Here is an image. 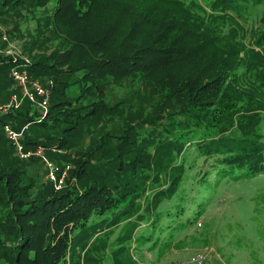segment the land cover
Listing matches in <instances>:
<instances>
[{
    "label": "trees",
    "instance_id": "1",
    "mask_svg": "<svg viewBox=\"0 0 264 264\" xmlns=\"http://www.w3.org/2000/svg\"><path fill=\"white\" fill-rule=\"evenodd\" d=\"M39 12L29 38L42 52L26 69L51 94L44 118L26 100L0 114V264H91L120 225L113 263L135 264L133 243L159 255L195 226L189 180L206 189L264 174V0L0 1V18ZM22 63L0 55V72ZM16 91L1 82L0 103ZM107 120L94 142L91 126ZM6 125L26 126L25 149L72 151L74 182L27 176L38 161L11 157ZM97 167L106 172L90 180Z\"/></svg>",
    "mask_w": 264,
    "mask_h": 264
},
{
    "label": "rangeland",
    "instance_id": "2",
    "mask_svg": "<svg viewBox=\"0 0 264 264\" xmlns=\"http://www.w3.org/2000/svg\"><path fill=\"white\" fill-rule=\"evenodd\" d=\"M197 1L205 5L208 0ZM11 15L10 18H0V55L30 62L32 56L42 52L32 48L29 38V36L36 37L42 30V28L36 26L37 20L42 18V13L35 14V17H31L27 13ZM251 20L253 21V19ZM252 21L244 22L247 30L245 33L246 42L249 39L248 30H250L255 20ZM14 26L15 28H13ZM2 36L6 37L4 41L1 39ZM10 51L12 54L6 53ZM31 79L43 85L41 82L44 81ZM4 80L5 88L10 90L9 72L5 74L0 72V83ZM44 87L49 91V103L51 93L49 87ZM109 92L117 95L124 92V90L110 84ZM13 94H18V91L12 92L9 98ZM9 98L6 102L9 101ZM140 100L142 99L139 97L127 100V104L136 107V102H140ZM32 107L40 113L37 105ZM259 115V134L264 137V111H261ZM121 117L127 119L125 113H122ZM109 124L110 121L107 120L106 122H100L96 127L91 126V129H95V134L92 135V138L95 139L94 142H97V135L102 138L106 132H111ZM230 134L236 137L234 132ZM80 135L81 133L76 134L75 139L80 142H87V136L79 139L78 136ZM51 137L53 138L54 134H51ZM51 143L53 142L46 143L48 146L43 148V156L58 168L55 181L46 179L47 169H45L41 158H29V160L33 159L38 162H27L26 172L27 176H31L37 170L38 179H42L44 183H51L55 189H61L65 187L67 180L74 182L70 175L74 170V162L79 159L70 150L61 149L55 145L50 147L49 144ZM91 143L88 142L86 150L93 149L90 146ZM105 146L110 148L111 145L107 143ZM10 155L15 158L14 153ZM31 164L34 171L30 169L32 168L30 167ZM98 168L94 169L92 176L89 174L90 180L101 174L103 176L106 172V169ZM110 174L112 172L107 169V176ZM214 184V179H211V185L206 189H201L194 181L189 180L186 183L185 191L187 194L200 195L196 205L199 204L202 208V214L196 220L195 226L178 234L172 247L160 252L159 255L157 250L149 252L143 247L138 249L135 246L136 243H133L130 251L132 261L135 264H168L173 260L184 261L195 254L204 253L206 256L204 264H264V174L248 181L233 182L223 179L217 186H214ZM194 208L192 207V209ZM121 227L122 225L114 228V233L107 242L105 250L92 253L91 264H114L111 253L116 248L114 239ZM140 229H143V225L138 228V230Z\"/></svg>",
    "mask_w": 264,
    "mask_h": 264
},
{
    "label": "built area",
    "instance_id": "3",
    "mask_svg": "<svg viewBox=\"0 0 264 264\" xmlns=\"http://www.w3.org/2000/svg\"><path fill=\"white\" fill-rule=\"evenodd\" d=\"M1 1V0H0ZM1 39L4 41L5 36ZM7 54H12L6 52ZM14 60L18 58L12 57ZM24 64L15 65L9 70V77L18 89V94H13L10 96L9 101L5 103H0V114H8L10 111L18 109L22 103L26 100L32 105H37L41 118H44L48 112V96L49 91L37 81H33L26 69L29 61L22 59ZM51 86V83H49ZM26 126L21 131H15L11 129L8 125L4 127V133L9 143L13 148V152L16 158L20 160H29L31 157L41 158L45 169H47L46 179L49 181H55L58 168L55 167L53 163L48 161L43 156L42 146H36L32 149H25L23 145V131ZM60 188V187H59ZM206 261V256L204 253L195 254L186 260H173L168 264H204Z\"/></svg>",
    "mask_w": 264,
    "mask_h": 264
}]
</instances>
